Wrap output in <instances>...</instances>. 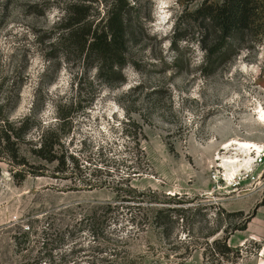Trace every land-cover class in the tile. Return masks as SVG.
I'll return each mask as SVG.
<instances>
[{
  "label": "rangeland",
  "instance_id": "1",
  "mask_svg": "<svg viewBox=\"0 0 264 264\" xmlns=\"http://www.w3.org/2000/svg\"><path fill=\"white\" fill-rule=\"evenodd\" d=\"M70 1L0 0V264H264L263 25L221 39L203 0H128L106 82Z\"/></svg>",
  "mask_w": 264,
  "mask_h": 264
},
{
  "label": "trees",
  "instance_id": "2",
  "mask_svg": "<svg viewBox=\"0 0 264 264\" xmlns=\"http://www.w3.org/2000/svg\"><path fill=\"white\" fill-rule=\"evenodd\" d=\"M95 0L70 1L64 7V24L60 27L68 37H72L79 53L89 58L94 55L98 61V69L102 79L110 82L114 74H119L125 65V49L128 39V27L131 16L128 9L132 8L128 0H104L105 10L102 16H94L89 12L90 4ZM101 1V0H96ZM199 11L204 19L214 25L219 37H238L242 31L257 25L264 28V0H220L207 3L203 0ZM4 123L6 121L4 119ZM2 127V125H1ZM25 127L24 130H27ZM13 134V133H12ZM16 138L18 135L13 134ZM10 135H0V140L10 141ZM53 145L50 146L52 148ZM45 144L39 148L43 150ZM51 160V156L48 157ZM238 225L234 229H238ZM213 241L212 244H216ZM225 250L227 249L224 247ZM224 254V250H219Z\"/></svg>",
  "mask_w": 264,
  "mask_h": 264
},
{
  "label": "bare ground",
  "instance_id": "3",
  "mask_svg": "<svg viewBox=\"0 0 264 264\" xmlns=\"http://www.w3.org/2000/svg\"><path fill=\"white\" fill-rule=\"evenodd\" d=\"M258 116L260 120L264 122V111L263 110L258 111ZM239 144L241 146V149L243 150V151L241 150L242 152L240 153L245 152L244 153L245 155L242 157V159L238 157L240 160H237L238 158L235 156L236 154L234 153L230 155H223V156L221 155L220 157L221 158L220 163H221V166L223 167L226 180L235 178L242 171L243 173H245L250 170L247 168L248 161L250 159L247 153L253 152V156L255 157V155L257 156L258 153L260 154L261 152L259 146L255 145L253 142L245 141V142H239Z\"/></svg>",
  "mask_w": 264,
  "mask_h": 264
}]
</instances>
